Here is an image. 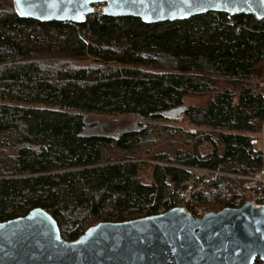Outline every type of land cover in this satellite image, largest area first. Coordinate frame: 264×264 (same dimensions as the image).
<instances>
[{"label": "trees", "instance_id": "trees-1", "mask_svg": "<svg viewBox=\"0 0 264 264\" xmlns=\"http://www.w3.org/2000/svg\"><path fill=\"white\" fill-rule=\"evenodd\" d=\"M5 3L0 223L42 208L57 220L62 237L74 241L99 223L181 205L193 212L233 207L227 194L243 186L236 176L262 170L251 141L261 130L264 98L252 95L251 80L264 75V20L210 12L146 24L100 13L80 24L43 23L21 18L12 0ZM155 54L172 57L176 69L155 71ZM204 93L211 99L203 107L185 106L186 97ZM90 114L147 122L181 118L196 130L186 132L187 148L151 154L144 145L153 125L117 139L88 135ZM142 153L160 164L139 161ZM181 167L225 175L187 186L190 175Z\"/></svg>", "mask_w": 264, "mask_h": 264}, {"label": "water", "instance_id": "water-1", "mask_svg": "<svg viewBox=\"0 0 264 264\" xmlns=\"http://www.w3.org/2000/svg\"><path fill=\"white\" fill-rule=\"evenodd\" d=\"M24 19L80 24L102 14L146 24L214 13L264 20V0H12ZM264 262V204L194 217L183 207L125 222H102L67 241L57 220L35 208L0 223V264H257Z\"/></svg>", "mask_w": 264, "mask_h": 264}, {"label": "rangeland", "instance_id": "rangeland-1", "mask_svg": "<svg viewBox=\"0 0 264 264\" xmlns=\"http://www.w3.org/2000/svg\"><path fill=\"white\" fill-rule=\"evenodd\" d=\"M5 5V0H0V7L3 8ZM153 58L156 61L152 67L155 71H174L176 69L175 60L168 55L155 54L153 55ZM262 81H264V75L251 80L253 86L258 85ZM210 99L211 94L204 93L200 95L188 96L186 97L184 103L188 108L197 106L203 107ZM179 116V114L176 115L177 118H180ZM176 120L178 121L147 122L129 116H103L90 114L86 116L85 130L88 135L97 134L117 139L124 132L148 129V127L153 125V129L150 130L149 128L148 130L146 138L147 142L144 145V150L150 151L151 154L157 151L161 153H176L191 145L186 136V132L196 130L194 126L182 121L181 118ZM177 129H180V131ZM255 136L260 140H264V134L261 130ZM210 152L211 151H208V148L203 151L204 154ZM142 155V158L138 159L139 161L148 159L147 161H150V163L156 162L151 161V158H148L146 153H142ZM147 171H150V169L147 168ZM183 206L185 207V205H181L180 207Z\"/></svg>", "mask_w": 264, "mask_h": 264}, {"label": "built area", "instance_id": "built-area-1", "mask_svg": "<svg viewBox=\"0 0 264 264\" xmlns=\"http://www.w3.org/2000/svg\"><path fill=\"white\" fill-rule=\"evenodd\" d=\"M103 4L95 5L94 14H100L103 10ZM252 95L261 96L264 98V81L259 83L258 85L252 87ZM258 121V120H255ZM261 125V132L264 134V119L259 121ZM252 146L254 147V157L261 158L264 162V140H260L258 137L254 136L251 141ZM155 164H160L158 162H153ZM186 170L190 179L186 182L187 186H191L195 183V181L199 178L203 177H215L217 175H225L222 172L212 171L207 168H199V167H181ZM237 178L243 181V186L239 189L237 194L228 193L227 200L232 203V208H240L246 204H264L263 196H264V166L261 171L246 177L236 176ZM147 182H150V178L145 179ZM203 189V187H199L194 190L195 192H199ZM190 197V196H189ZM187 211L191 212L194 217H203L208 211L204 208L197 209L196 211H190L186 207H183ZM166 211L162 210L160 213H164ZM159 213V214H160Z\"/></svg>", "mask_w": 264, "mask_h": 264}, {"label": "snow or ice", "instance_id": "snow-or-ice-1", "mask_svg": "<svg viewBox=\"0 0 264 264\" xmlns=\"http://www.w3.org/2000/svg\"><path fill=\"white\" fill-rule=\"evenodd\" d=\"M20 3V0H17V4H19Z\"/></svg>", "mask_w": 264, "mask_h": 264}]
</instances>
